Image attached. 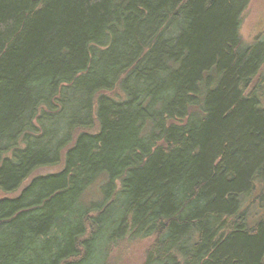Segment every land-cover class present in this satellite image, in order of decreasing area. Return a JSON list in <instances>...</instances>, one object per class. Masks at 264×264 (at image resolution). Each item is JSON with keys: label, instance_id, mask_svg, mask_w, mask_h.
<instances>
[{"label": "trees", "instance_id": "trees-1", "mask_svg": "<svg viewBox=\"0 0 264 264\" xmlns=\"http://www.w3.org/2000/svg\"><path fill=\"white\" fill-rule=\"evenodd\" d=\"M248 1L0 0V264H264Z\"/></svg>", "mask_w": 264, "mask_h": 264}, {"label": "rangeland", "instance_id": "rangeland-1", "mask_svg": "<svg viewBox=\"0 0 264 264\" xmlns=\"http://www.w3.org/2000/svg\"><path fill=\"white\" fill-rule=\"evenodd\" d=\"M240 34L245 45H252V42L256 38H261V42L264 44V0L248 1L241 19ZM257 78H259L260 80L262 78V81H264V66L262 67ZM58 169L59 167L54 169L42 170L40 173L46 174L57 171ZM93 189H90L91 191L88 192V195L92 198H94L95 196L93 194L94 191H96V187H94ZM3 196L4 195L0 193V198ZM123 250L125 251V249ZM142 251L143 244L130 246L126 254H120L123 256V258L121 259L119 264H140Z\"/></svg>", "mask_w": 264, "mask_h": 264}]
</instances>
